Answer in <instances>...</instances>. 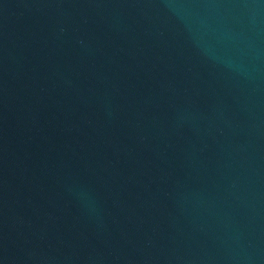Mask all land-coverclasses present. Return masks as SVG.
I'll use <instances>...</instances> for the list:
<instances>
[{"label": "water", "instance_id": "1", "mask_svg": "<svg viewBox=\"0 0 264 264\" xmlns=\"http://www.w3.org/2000/svg\"><path fill=\"white\" fill-rule=\"evenodd\" d=\"M0 264H264V0H0Z\"/></svg>", "mask_w": 264, "mask_h": 264}]
</instances>
